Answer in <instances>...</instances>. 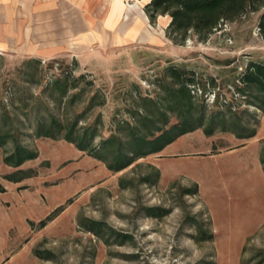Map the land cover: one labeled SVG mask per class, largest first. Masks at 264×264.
Here are the masks:
<instances>
[{"label": "rangeland", "instance_id": "1", "mask_svg": "<svg viewBox=\"0 0 264 264\" xmlns=\"http://www.w3.org/2000/svg\"><path fill=\"white\" fill-rule=\"evenodd\" d=\"M145 1L104 0L90 16L101 38L60 56L0 50V105L13 108L14 91L41 94L56 116L69 118L63 102L52 103L43 90L60 72L84 73L75 107L83 109L94 89L105 101L86 110L79 125L99 114L105 137L117 121L131 119L137 96H164L160 85L171 84L172 65L194 73L196 103L230 104L255 135L196 128L113 171L64 138L34 136L25 124L19 139L35 158L13 167L4 161L12 145L0 146V264H264V111L245 104L233 85L247 61H264L257 27L264 5L222 22L204 40L190 34L175 43L165 35L168 18L150 21ZM18 168L32 169L31 176L9 180ZM151 207L168 212L154 217ZM194 220L212 236L201 238ZM91 221L106 225L101 234L88 229Z\"/></svg>", "mask_w": 264, "mask_h": 264}, {"label": "trees", "instance_id": "2", "mask_svg": "<svg viewBox=\"0 0 264 264\" xmlns=\"http://www.w3.org/2000/svg\"><path fill=\"white\" fill-rule=\"evenodd\" d=\"M262 5L264 0H146L144 11L150 21L159 16H166L168 23L165 35L175 43H183L190 34L204 40L222 22L232 21L248 10L257 11ZM257 27L259 33L264 36V11L259 15ZM242 69L233 85L243 96L245 104L264 111V61L249 60ZM166 71L171 84L161 83L160 88L164 91V96L160 99L150 95L137 96L138 102L131 105L133 109L131 107L128 109L131 119L117 121L116 131L105 137L99 131L101 123L99 114L92 121L79 125L83 122L86 110L105 101L104 94L94 89L83 109L75 107L76 99L85 91L84 88L77 90L79 81L86 77L84 73L73 75L71 71L60 72L44 87L43 91H46L44 96L50 98L52 103L62 101L65 113L71 114L69 118L56 116L53 107L42 101L41 94L34 96L25 91L19 93L14 91L13 108L8 109L6 105H0V146L7 143L12 145L4 161L18 167L25 160L37 156L35 149L20 142L19 136L25 124L30 126L34 136L64 138L76 148L105 161L108 168L113 171L129 166L140 157L161 151L182 134L196 128H201L206 135H211L216 129L230 131L238 138L255 135V126L249 125L248 119L242 120L239 109H232L230 104L224 108L222 104L209 106L194 101L190 85L197 81L192 71H185L172 65L168 66ZM187 72L189 75H184ZM29 74L30 77L34 76L33 72ZM87 84L92 86L93 82L89 80ZM201 89L205 92V85H201ZM40 108L44 109L43 115L40 114ZM168 113L174 114L177 120L170 123ZM31 114L35 119L27 123ZM97 136L100 138L98 146L93 143ZM31 170L18 168L7 178L20 181L31 176ZM195 189V187L185 189V192L192 194ZM166 212L168 211L160 207L150 209V215L154 217ZM91 222L88 229L95 234H101V230L106 227L101 221ZM194 225L197 232L202 234L201 238L212 236L211 233L206 234L202 231L197 220H194Z\"/></svg>", "mask_w": 264, "mask_h": 264}, {"label": "crops", "instance_id": "3", "mask_svg": "<svg viewBox=\"0 0 264 264\" xmlns=\"http://www.w3.org/2000/svg\"><path fill=\"white\" fill-rule=\"evenodd\" d=\"M103 4L104 0H0V50L49 59L75 44L96 42L101 34L90 16Z\"/></svg>", "mask_w": 264, "mask_h": 264}]
</instances>
